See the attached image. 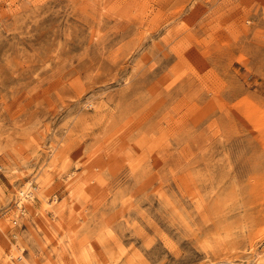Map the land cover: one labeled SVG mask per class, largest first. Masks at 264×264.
Returning <instances> with one entry per match:
<instances>
[{
    "label": "rangeland",
    "instance_id": "374dc122",
    "mask_svg": "<svg viewBox=\"0 0 264 264\" xmlns=\"http://www.w3.org/2000/svg\"><path fill=\"white\" fill-rule=\"evenodd\" d=\"M0 264H264V0H0Z\"/></svg>",
    "mask_w": 264,
    "mask_h": 264
},
{
    "label": "built area",
    "instance_id": "2783aa9c",
    "mask_svg": "<svg viewBox=\"0 0 264 264\" xmlns=\"http://www.w3.org/2000/svg\"><path fill=\"white\" fill-rule=\"evenodd\" d=\"M35 187H33V189H30V190H27V189H25V190H21L20 191V197H19V200H18V203L20 202V199L21 198H23L24 199V201H30V200H33L34 199V196H35ZM25 191V192H24ZM23 201V202H24ZM19 209H20V212H21V214L22 215H24L25 214V210H24V207L23 206H21V207H19ZM17 220L15 219V220H13V223L14 224H17Z\"/></svg>",
    "mask_w": 264,
    "mask_h": 264
},
{
    "label": "bare ground",
    "instance_id": "6f19581e",
    "mask_svg": "<svg viewBox=\"0 0 264 264\" xmlns=\"http://www.w3.org/2000/svg\"><path fill=\"white\" fill-rule=\"evenodd\" d=\"M25 189L30 190V189H31V188H30V185H29V186L27 185V187H26ZM25 189H24V190H25ZM21 190H23V189H21ZM24 192H25V191H24ZM21 199H23V198H21ZM21 199H20V200H21ZM23 200H24V199H23ZM23 200H21V201L19 202V204H18L19 207L22 206L21 204L23 203ZM17 203H18V202H17Z\"/></svg>",
    "mask_w": 264,
    "mask_h": 264
}]
</instances>
